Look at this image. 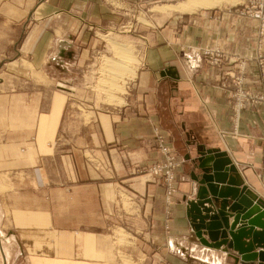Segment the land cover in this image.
Instances as JSON below:
<instances>
[{
    "label": "crops",
    "instance_id": "1",
    "mask_svg": "<svg viewBox=\"0 0 264 264\" xmlns=\"http://www.w3.org/2000/svg\"><path fill=\"white\" fill-rule=\"evenodd\" d=\"M144 1L0 0V175L11 180L0 203L11 214L15 237L30 264H120L115 222L134 233L136 247L129 251L135 264H232L224 248H204L188 215V201L195 199L196 177L202 173L198 148L219 149L232 158L235 171L230 175L240 185L234 189L242 207L252 203V209L257 203L242 192L243 186L264 200V107L241 110L235 118L231 79L223 87V71L199 51L217 47L238 56L247 85L263 89L257 58L259 52L264 55V26L233 7L190 15L158 12L163 22L146 36L127 103L96 111L88 129L83 126L90 142L80 150L97 155L109 169L91 166L86 182L50 179L49 165L56 161L65 172L67 161L55 148L60 142L53 141L55 131L56 139L60 135L65 98L54 93L50 100L51 62L65 64L67 57L79 63L93 40L90 26L105 29L122 15L114 2ZM232 66L237 70L239 62L224 68ZM33 71L42 78L40 85L35 86ZM155 125L169 134L184 159L170 218L161 181L139 170L159 154L152 147ZM69 158L78 166L68 174L81 178L77 168L85 161L77 155ZM21 178L27 181L23 189ZM120 185L131 193L134 212L121 202ZM234 218L230 216L227 229ZM245 224L247 219H240L234 230ZM254 231L261 228L254 226ZM241 241L253 243L252 254L263 250L258 235Z\"/></svg>",
    "mask_w": 264,
    "mask_h": 264
},
{
    "label": "rangeland",
    "instance_id": "2",
    "mask_svg": "<svg viewBox=\"0 0 264 264\" xmlns=\"http://www.w3.org/2000/svg\"><path fill=\"white\" fill-rule=\"evenodd\" d=\"M181 1L184 0H145L141 4L131 2L129 5L114 2V6L122 12V15L120 13V18L105 29L97 30L94 26H90L92 28L91 37H93V40L88 45L86 44L87 51L83 54L81 53L82 56L79 63L76 64L73 57H70L73 59L66 57L65 64L51 62L48 85L50 100L54 93H60L65 98V107L61 113L62 117L59 122L62 125L60 135L56 139L58 134L55 131L53 133L55 135V137L53 136V141L60 142L55 145V148L60 151V154L67 156V161L65 172L61 170V165L56 163V161L52 165H49L53 168L49 174L50 179L60 182H63L65 179L66 183H72L76 178V181L86 182L90 176L89 168L91 166L95 169H109V165L107 167L105 164L99 162L97 155H91L89 151H83L85 148H80L81 145L85 147L86 143L90 142L87 126L91 125L95 120L96 111L120 108L127 103L126 98L133 89L137 72L141 65L140 61L142 50L145 46L144 43L147 40L146 36L151 29L158 27L163 22L162 19H157V17L164 18L162 13L190 15L202 11L233 7L242 16L257 19L260 21L261 27L264 26V17L255 15L256 10L264 11V0H224L214 7L200 9L191 13L171 11L169 9L157 10L162 13L155 11V8L163 4L167 6ZM259 43H262V39L259 40ZM125 48L127 49L125 50ZM199 51L211 65L223 71L221 74V79L225 82L224 85L221 84L223 87H228L227 78L231 79L232 106L235 118L239 116L241 110L243 111L249 107H264V86L262 90L255 91L247 85L244 61H240L238 56L233 57L217 47H203ZM70 54L73 55V53ZM257 60L264 76V55L262 52H259ZM233 61L239 62L237 70H234L233 66L231 68H224L229 67ZM126 66H129L128 69ZM132 68L136 69V72H133L135 70ZM38 74L36 71H33L35 86L41 83L42 78ZM87 138L89 139L88 142L86 141ZM152 139V147L159 154L156 158L141 166L139 170L140 172L149 173L161 181L164 188L166 215L170 218L177 191V171L183 165L184 159L173 145L169 134H166L160 125L154 126V136ZM52 154L53 151H51ZM57 155V151L56 153L54 152L53 156ZM69 155H77V159L82 157L83 161H85L84 165L79 164L80 169L77 168V171L81 172V178L68 174V171L71 172V170H74V167L78 166V164L73 165L74 162L72 163ZM21 181L23 184L22 189L27 187L26 179L21 178ZM66 183H64V186H66ZM10 185L11 180L8 174L7 176L0 175V198L10 189ZM59 185L61 184L55 186ZM14 187L16 188V186ZM119 190L120 199L125 209L134 212L136 203L132 200L133 197L129 190L121 185L119 186ZM207 206H213L212 209H214V204L211 205L210 203ZM10 218L11 214L6 205L4 203L1 205L0 203V264H30L29 259L23 254L21 246L17 242L15 230L12 226L13 222L10 221ZM112 233L116 246L117 262L120 264H135L131 259V251H129V248L136 247L134 233L127 226L117 222L114 223ZM198 239L200 240L199 237ZM199 242L201 243V241ZM201 244L204 248H210L203 243ZM223 248L226 251V248ZM211 249L213 248L211 247ZM232 251L229 250L227 253L233 259L231 263L234 264L235 258L229 255L230 253L233 254Z\"/></svg>",
    "mask_w": 264,
    "mask_h": 264
},
{
    "label": "water",
    "instance_id": "3",
    "mask_svg": "<svg viewBox=\"0 0 264 264\" xmlns=\"http://www.w3.org/2000/svg\"><path fill=\"white\" fill-rule=\"evenodd\" d=\"M198 153L200 157L196 162L202 173L196 177L199 183L198 191L195 199L188 201L187 211L201 243L216 249L225 247L226 251H236L238 255L229 254L235 258L236 264H264V246H261L262 251L252 254L253 243L244 244L241 241V238L250 239L251 237L255 240L258 235L262 237V244H264V222L260 220V217L264 219V208H261L264 200L250 191L247 186H243L242 192L251 196L257 203L252 209L254 205L252 203H247L245 207H242L241 200L236 199L237 190L234 186L240 185L230 175L235 171V167L228 153L219 149L203 148H198ZM222 184H225L224 187ZM209 194L212 197H209ZM210 203L216 208L212 209L213 206L206 205ZM256 212L259 213L258 216L250 219L252 214H257ZM230 216H235V218L231 227L227 229ZM240 219L244 221L247 219V224L235 231V226ZM254 226L261 228V231L255 232ZM256 244L259 243L256 242Z\"/></svg>",
    "mask_w": 264,
    "mask_h": 264
},
{
    "label": "bare ground",
    "instance_id": "4",
    "mask_svg": "<svg viewBox=\"0 0 264 264\" xmlns=\"http://www.w3.org/2000/svg\"><path fill=\"white\" fill-rule=\"evenodd\" d=\"M224 0H184V1H181V2H179V3H176V4H173V5H167V6H164V4L163 5H161V6H159V7H157V6H155V7H157V8H155V7H152V8H155V11H159V9L161 10V9H169V10H171V11H180V12H183V13H191V12H196V11H198V10H200V9H206V8H210V7H214V6H216V5H218L219 3H222ZM157 11V12H158ZM124 47H125V45H124ZM122 49H124L123 47H121ZM121 48H120V50H121ZM128 48V47H127ZM127 48H125V50L127 49ZM125 50H123V51H125ZM123 51H122V53H123ZM128 51H130V50H128ZM119 53H121V52H119ZM127 53V52H126ZM124 55H128V54H124ZM129 55H130V53H129ZM132 57V56H131ZM129 58V57H128ZM110 59V58H109ZM128 60V59H127ZM110 63V62H109ZM114 63V62H113ZM115 65V64H114ZM129 67V66H128ZM128 67L126 66V68L128 69ZM112 68V67H111ZM125 68V70H127ZM130 69V68H129ZM133 69V68H132ZM132 69H131V71H132ZM133 70H135V71H133V72H136V69H133ZM112 72H114V71H112ZM111 72V73H112ZM132 72V73H133ZM134 74V73H133ZM136 74V73H135ZM111 76V75H110ZM130 76V75H129ZM134 76V75H133Z\"/></svg>",
    "mask_w": 264,
    "mask_h": 264
},
{
    "label": "built area",
    "instance_id": "5",
    "mask_svg": "<svg viewBox=\"0 0 264 264\" xmlns=\"http://www.w3.org/2000/svg\"><path fill=\"white\" fill-rule=\"evenodd\" d=\"M255 15L258 17H264V11L263 10H256Z\"/></svg>",
    "mask_w": 264,
    "mask_h": 264
}]
</instances>
